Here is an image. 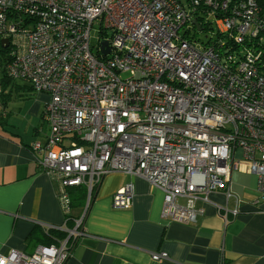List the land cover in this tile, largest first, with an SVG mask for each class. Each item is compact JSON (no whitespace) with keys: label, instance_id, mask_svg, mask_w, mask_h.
<instances>
[{"label":"built area","instance_id":"built-area-1","mask_svg":"<svg viewBox=\"0 0 264 264\" xmlns=\"http://www.w3.org/2000/svg\"><path fill=\"white\" fill-rule=\"evenodd\" d=\"M204 30L205 42L196 37ZM3 38L8 75L49 96L46 138L30 145L38 167L59 184L63 211L65 186L83 184L87 196L66 238L11 249L0 264H64L94 187L112 171L160 189L162 216L185 224L197 222L209 193L233 197L230 174L241 166L264 195L263 0H0ZM133 195L125 183L112 207ZM216 207L225 222L236 213Z\"/></svg>","mask_w":264,"mask_h":264},{"label":"crops","instance_id":"crops-1","mask_svg":"<svg viewBox=\"0 0 264 264\" xmlns=\"http://www.w3.org/2000/svg\"><path fill=\"white\" fill-rule=\"evenodd\" d=\"M6 89L9 98L0 99V254L31 253L42 243L27 239L36 224L46 229L64 223L59 184L38 167L30 146L43 141L38 138L46 131L49 96L16 81ZM229 180L233 197L209 193L197 222L185 224L162 216L163 192L144 178L107 173L86 211L84 234L64 264H264V195L257 177L241 166ZM127 182L134 187L130 205L113 208L112 194ZM216 205L236 213L228 212L225 222ZM84 208H74L73 215ZM162 252L167 256L153 259L152 253Z\"/></svg>","mask_w":264,"mask_h":264},{"label":"trees","instance_id":"trees-1","mask_svg":"<svg viewBox=\"0 0 264 264\" xmlns=\"http://www.w3.org/2000/svg\"><path fill=\"white\" fill-rule=\"evenodd\" d=\"M264 1V0H263ZM9 52V47L2 45L0 43V70H1V86H0V99L5 100L6 98H9L10 96V91L6 92L7 86L11 85L12 82L18 83H24L27 86L30 87V89L34 92V88L32 85L25 79L22 78H14L8 75L7 73V64L11 61V56L8 54ZM32 91H30L32 93ZM6 96V97H5ZM5 97V99H4ZM98 185H96L93 189V194L95 193ZM64 191L66 195L68 196L69 199V205H68V211H63L64 214V223L63 225L61 224L60 228L58 227H47L46 229L43 228L36 224L37 226L35 229L30 233V235L27 237L29 240H34V241H41L44 245H48L51 243H56L59 240H62L66 238L67 236V231L66 229L73 228L75 224L76 218L78 216H74L72 213V210L74 208H82L85 205L86 202V196H87V188L85 185H72V186H65ZM93 197L90 199L89 205L92 202ZM84 223V221H83ZM77 242V241H76ZM37 246V245H36Z\"/></svg>","mask_w":264,"mask_h":264},{"label":"rangeland","instance_id":"rangeland-1","mask_svg":"<svg viewBox=\"0 0 264 264\" xmlns=\"http://www.w3.org/2000/svg\"><path fill=\"white\" fill-rule=\"evenodd\" d=\"M108 32L110 33V29L108 30ZM193 32L191 31V34H192ZM99 32H98V29L97 28H92L91 29V37H90V40H91V44H96L97 42H98V37H99ZM196 35V34H195ZM210 33L209 32H207V30H204V31H202V32H200V33H198L197 35H196V37H198L200 40H202V41H207L208 40V38L210 37ZM122 76H127L126 74H123ZM23 121V120H22ZM48 132V130H47V127H46V131L45 132H42V134H41V137L40 138H38V139H41V140H43L44 141V138H45V135H46V133ZM44 135V136H43ZM43 136V137H42ZM31 145V144H30Z\"/></svg>","mask_w":264,"mask_h":264},{"label":"water","instance_id":"water-1","mask_svg":"<svg viewBox=\"0 0 264 264\" xmlns=\"http://www.w3.org/2000/svg\"><path fill=\"white\" fill-rule=\"evenodd\" d=\"M192 22H193L194 25L196 26V29H197V30H200V29H201V28L198 26L197 21H196L195 19H193ZM0 42H1V44H3V45H7V43H8V39H7V38H3ZM106 45H107V44H106L104 41L101 42V46H102V47H103V46H106ZM102 52H103V53H106V52H107V49L102 50Z\"/></svg>","mask_w":264,"mask_h":264}]
</instances>
